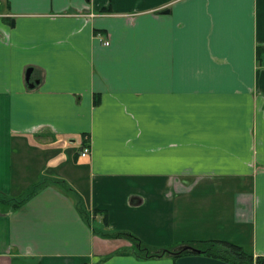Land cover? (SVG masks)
Instances as JSON below:
<instances>
[{"label": "crops", "instance_id": "0c3cea01", "mask_svg": "<svg viewBox=\"0 0 264 264\" xmlns=\"http://www.w3.org/2000/svg\"><path fill=\"white\" fill-rule=\"evenodd\" d=\"M258 47L264 0H0V193L63 180L153 249L264 256ZM131 246L57 185L0 213V264H227Z\"/></svg>", "mask_w": 264, "mask_h": 264}, {"label": "trees", "instance_id": "16d2710c", "mask_svg": "<svg viewBox=\"0 0 264 264\" xmlns=\"http://www.w3.org/2000/svg\"><path fill=\"white\" fill-rule=\"evenodd\" d=\"M257 61L261 67L264 65V47L257 48ZM85 140L83 143H86ZM85 146V145H84ZM53 184L60 186L62 190L71 195L77 207V210L86 221V223L93 229L96 235L104 238H127L132 246L130 249H123L117 251L115 254L131 253L137 258H155L161 257L166 254L180 257L185 254H191V252H178L174 249H153L143 243L138 237L127 232H109L107 231L108 221L106 219V213L99 210H89L86 206L85 199L82 195L73 191V189L63 180L56 179H44L41 183L32 185L29 187L23 195L18 197H9L0 193V213L5 214L11 210H16L24 205L30 198H32L37 191L42 189L45 184ZM100 216V220H96V217ZM193 248L198 250V254L206 255L208 257L218 259L227 264H264V256H255L252 252H249L243 246L226 241V240H201L190 244Z\"/></svg>", "mask_w": 264, "mask_h": 264}, {"label": "water", "instance_id": "95a60500", "mask_svg": "<svg viewBox=\"0 0 264 264\" xmlns=\"http://www.w3.org/2000/svg\"><path fill=\"white\" fill-rule=\"evenodd\" d=\"M31 72H32V69H30L28 72H27V81L30 80V77H31ZM178 252H184V251H190V252H195V253H198L199 251L196 250L195 248H193L192 246H189V245H185V246H181L177 249Z\"/></svg>", "mask_w": 264, "mask_h": 264}, {"label": "built area", "instance_id": "2783aa9c", "mask_svg": "<svg viewBox=\"0 0 264 264\" xmlns=\"http://www.w3.org/2000/svg\"><path fill=\"white\" fill-rule=\"evenodd\" d=\"M109 43L106 42V45H108ZM91 153V149L90 147L86 144L85 146H83V148L80 151V156L81 157H87L89 154Z\"/></svg>", "mask_w": 264, "mask_h": 264}, {"label": "rangeland", "instance_id": "374dc122", "mask_svg": "<svg viewBox=\"0 0 264 264\" xmlns=\"http://www.w3.org/2000/svg\"><path fill=\"white\" fill-rule=\"evenodd\" d=\"M19 198V197H18ZM233 243H235V242H233ZM237 244V243H236ZM249 251V250H248ZM249 252H251V251H249Z\"/></svg>", "mask_w": 264, "mask_h": 264}]
</instances>
